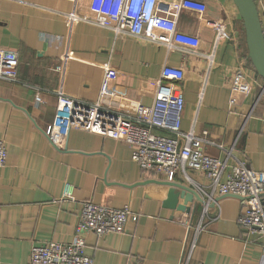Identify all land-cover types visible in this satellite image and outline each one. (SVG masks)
I'll return each instance as SVG.
<instances>
[{
    "label": "crops",
    "instance_id": "0c3cea01",
    "mask_svg": "<svg viewBox=\"0 0 264 264\" xmlns=\"http://www.w3.org/2000/svg\"><path fill=\"white\" fill-rule=\"evenodd\" d=\"M89 1L0 0V47L16 49L19 56L17 77L0 79V138L8 152L0 166V264H30L33 244L70 242L84 200L129 204L138 213L123 232H86L93 264H264V237L239 224L241 197L216 195L195 235L203 202H189L190 212L165 206L150 180L168 176L142 169L128 143L72 128L65 146L58 147L46 134L59 93L134 113L153 102L161 70L170 64L184 70L177 82L185 99L181 126L189 129L196 118V133L208 130L223 145L203 143V150L226 162L224 178L239 162L264 170V78L247 55L236 4L183 0L175 33L181 48L171 50L143 37L116 36L86 20L68 22V12L91 14ZM256 3L264 26V0ZM215 20L227 23V36L216 48ZM214 48L211 63L199 54ZM240 64L252 89L231 106V81ZM174 180L209 182L193 168Z\"/></svg>",
    "mask_w": 264,
    "mask_h": 264
},
{
    "label": "built area",
    "instance_id": "2783aa9c",
    "mask_svg": "<svg viewBox=\"0 0 264 264\" xmlns=\"http://www.w3.org/2000/svg\"><path fill=\"white\" fill-rule=\"evenodd\" d=\"M184 6L183 0H90L91 14L80 16L68 12L65 17L70 23L86 20L112 29L116 36L129 34L143 37L175 50L181 48L175 33L178 15ZM214 27L216 48L227 36V23L215 20ZM215 48L211 52L199 54L211 63ZM18 65L17 50L0 47V79H15ZM57 68L62 69V65ZM109 70L112 69L107 66ZM247 75L243 64L237 66L231 81V106L237 103L240 96L251 92L252 85ZM183 76L182 67L165 64L157 80L153 102L149 106L140 104L134 113L109 108L99 100L87 102L61 92L46 134L58 147L65 146L72 128L122 140L132 147V159L142 169L164 172L169 180H174L178 172L186 177L188 168L203 172L209 182L192 183L204 197L195 235L204 227L203 219L210 203L216 201V195L232 194L240 196L244 202V210L238 217L239 224L248 230H256L264 237V170H256L239 162L233 165L224 178L226 162L203 150V143L217 144L209 137L208 130H203L201 135L197 134L196 118L189 129L181 126L185 99L177 89V82ZM202 95L203 90L199 92V100ZM36 99L41 98L37 96ZM7 154L5 141L0 138V166L6 164ZM65 193L72 195L69 187ZM130 219L136 221L138 213L129 204L115 207L84 200L73 239L70 242L48 240L33 244L30 264H93L94 258L86 253V232L93 231L97 235L120 233ZM180 220L187 225L190 223L189 218ZM261 246L264 260V240Z\"/></svg>",
    "mask_w": 264,
    "mask_h": 264
},
{
    "label": "water",
    "instance_id": "95a60500",
    "mask_svg": "<svg viewBox=\"0 0 264 264\" xmlns=\"http://www.w3.org/2000/svg\"><path fill=\"white\" fill-rule=\"evenodd\" d=\"M243 20L247 55L259 75L264 78V30L255 0H233ZM156 195L165 206L190 212L192 205L203 202L200 194L189 184L178 180H150ZM154 193V192H153ZM238 196V195H235ZM240 197V196H239Z\"/></svg>",
    "mask_w": 264,
    "mask_h": 264
},
{
    "label": "rangeland",
    "instance_id": "374dc122",
    "mask_svg": "<svg viewBox=\"0 0 264 264\" xmlns=\"http://www.w3.org/2000/svg\"><path fill=\"white\" fill-rule=\"evenodd\" d=\"M256 1V0H255ZM191 186H193L192 184H191ZM196 190V189H195ZM198 192V191H197ZM199 194H200V196L202 197V200L204 201V197H203V195H202V193H200V192H198ZM242 200H243V198H242Z\"/></svg>",
    "mask_w": 264,
    "mask_h": 264
}]
</instances>
